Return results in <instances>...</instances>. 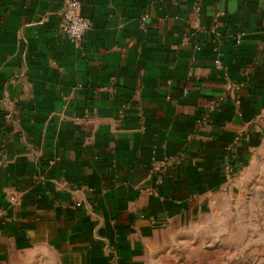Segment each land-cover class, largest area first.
<instances>
[{
  "label": "crops",
  "instance_id": "obj_1",
  "mask_svg": "<svg viewBox=\"0 0 264 264\" xmlns=\"http://www.w3.org/2000/svg\"><path fill=\"white\" fill-rule=\"evenodd\" d=\"M82 1L0 0V264H168L260 174L264 0Z\"/></svg>",
  "mask_w": 264,
  "mask_h": 264
},
{
  "label": "rangeland",
  "instance_id": "obj_2",
  "mask_svg": "<svg viewBox=\"0 0 264 264\" xmlns=\"http://www.w3.org/2000/svg\"><path fill=\"white\" fill-rule=\"evenodd\" d=\"M261 162L260 174L242 186L230 210L204 218L208 228L199 232L200 241L190 231L185 247L174 250L168 264H264V155Z\"/></svg>",
  "mask_w": 264,
  "mask_h": 264
},
{
  "label": "built area",
  "instance_id": "obj_3",
  "mask_svg": "<svg viewBox=\"0 0 264 264\" xmlns=\"http://www.w3.org/2000/svg\"><path fill=\"white\" fill-rule=\"evenodd\" d=\"M82 8V0H64V10L62 12L61 21L59 23V29L62 32L66 33L70 37L71 41L78 46L82 45L87 32L93 26L91 18L83 14ZM216 52V65L217 67L221 68L223 65V60L220 52L218 50ZM237 142L238 141L236 140L233 145L228 147L229 155L227 158V164L225 165V176L227 179H230L232 177V166L236 160L235 146ZM159 165L161 164L156 165V167H158ZM19 204L20 198L14 191H11L6 196V205L0 206V216H3L8 208L17 206ZM72 206L74 208L81 207L82 202L75 201L73 202Z\"/></svg>",
  "mask_w": 264,
  "mask_h": 264
}]
</instances>
